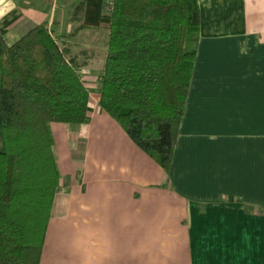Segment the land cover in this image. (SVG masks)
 I'll use <instances>...</instances> for the list:
<instances>
[{
  "label": "crops",
  "instance_id": "0c3cea01",
  "mask_svg": "<svg viewBox=\"0 0 264 264\" xmlns=\"http://www.w3.org/2000/svg\"><path fill=\"white\" fill-rule=\"evenodd\" d=\"M77 1L0 0L6 43L45 25L89 92L84 123L50 124L61 177L39 264H264V0H197L168 172L99 106L102 65L81 59Z\"/></svg>",
  "mask_w": 264,
  "mask_h": 264
},
{
  "label": "trees",
  "instance_id": "16d2710c",
  "mask_svg": "<svg viewBox=\"0 0 264 264\" xmlns=\"http://www.w3.org/2000/svg\"><path fill=\"white\" fill-rule=\"evenodd\" d=\"M79 29L106 32L99 106L168 172L199 38L197 0H78ZM69 49L37 25L0 29V264H39L60 172L50 124L86 121Z\"/></svg>",
  "mask_w": 264,
  "mask_h": 264
},
{
  "label": "rangeland",
  "instance_id": "374dc122",
  "mask_svg": "<svg viewBox=\"0 0 264 264\" xmlns=\"http://www.w3.org/2000/svg\"><path fill=\"white\" fill-rule=\"evenodd\" d=\"M78 35L82 40L80 49L86 50L87 54L82 56V60L90 62V67L87 69L92 73L99 69L103 63V58L99 53V42L97 41L96 35H106V32L95 31V30H84Z\"/></svg>",
  "mask_w": 264,
  "mask_h": 264
}]
</instances>
